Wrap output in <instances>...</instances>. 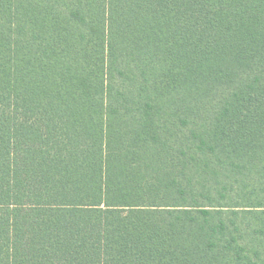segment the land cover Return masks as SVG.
I'll list each match as a JSON object with an SVG mask.
<instances>
[{
	"label": "trees",
	"instance_id": "trees-1",
	"mask_svg": "<svg viewBox=\"0 0 264 264\" xmlns=\"http://www.w3.org/2000/svg\"><path fill=\"white\" fill-rule=\"evenodd\" d=\"M0 264H264V0H0Z\"/></svg>",
	"mask_w": 264,
	"mask_h": 264
}]
</instances>
